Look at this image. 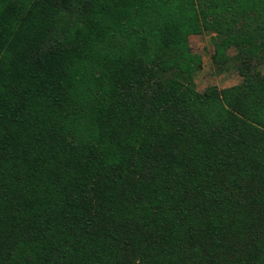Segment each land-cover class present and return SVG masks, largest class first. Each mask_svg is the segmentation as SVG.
Here are the masks:
<instances>
[{"label": "trees", "instance_id": "trees-1", "mask_svg": "<svg viewBox=\"0 0 264 264\" xmlns=\"http://www.w3.org/2000/svg\"><path fill=\"white\" fill-rule=\"evenodd\" d=\"M0 264H264V0H0Z\"/></svg>", "mask_w": 264, "mask_h": 264}, {"label": "rangeland", "instance_id": "rangeland-1", "mask_svg": "<svg viewBox=\"0 0 264 264\" xmlns=\"http://www.w3.org/2000/svg\"><path fill=\"white\" fill-rule=\"evenodd\" d=\"M216 38L217 35L213 31H203L188 37L190 51L200 62V68L192 75L198 91H203L210 86L222 90L241 83V77L234 70L230 60L222 65L220 58L213 59L216 50ZM235 54L236 51L233 48L226 52L227 57H233Z\"/></svg>", "mask_w": 264, "mask_h": 264}]
</instances>
